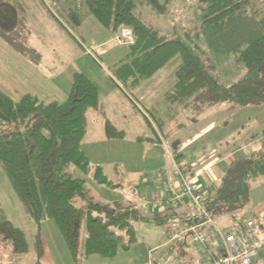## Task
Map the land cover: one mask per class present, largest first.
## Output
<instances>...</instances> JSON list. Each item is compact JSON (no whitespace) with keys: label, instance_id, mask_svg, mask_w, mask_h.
Returning <instances> with one entry per match:
<instances>
[{"label":"trees","instance_id":"16d2710c","mask_svg":"<svg viewBox=\"0 0 264 264\" xmlns=\"http://www.w3.org/2000/svg\"><path fill=\"white\" fill-rule=\"evenodd\" d=\"M174 1L78 0L70 6L63 0L58 7L62 15L53 16L70 34L89 16L114 36L124 29L132 31L129 53L112 71L116 84L131 97L159 71L173 66V84L163 94L166 114H154L161 125L165 117L197 124L218 105L238 110L264 106V14L256 15L253 1L196 0L185 20H178L180 9L176 11ZM152 12L162 21L160 28L147 22ZM20 29L18 6L13 0H0V37L8 41L7 35ZM11 45L16 46L14 42ZM228 59L244 68L243 76L230 83L222 79L220 67L221 61ZM99 107V88L83 72L74 74L64 102L36 95L14 101L0 90V167L36 226V264H42L41 229L46 220L56 223L77 264L81 257L112 258L120 250H129L136 240L137 223L196 225L205 220L187 201L155 211L142 209V201L78 204L79 199L87 198L89 179L108 189L119 187L106 176L103 166L91 164L82 149L88 131L87 115ZM105 126L108 139L125 138L111 121L106 120ZM172 137L175 140L166 147L173 164L191 178V166L179 150L176 132L170 130L150 140L168 144ZM251 140H258L256 146L242 158L222 163L220 179L206 189L203 206L217 224L230 227L226 232L235 227L245 229L240 215L253 208L252 191L258 186L264 189V129ZM188 238L167 247L172 252L167 261L158 255L151 264L181 263L182 255H187ZM0 240L11 246L15 256L28 252L26 235L1 208ZM213 242L212 237L210 247Z\"/></svg>","mask_w":264,"mask_h":264},{"label":"crops","instance_id":"0c3cea01","mask_svg":"<svg viewBox=\"0 0 264 264\" xmlns=\"http://www.w3.org/2000/svg\"><path fill=\"white\" fill-rule=\"evenodd\" d=\"M53 22L55 23L52 27L49 21L41 25L42 27L50 26L49 32L46 28L40 27L42 31L35 36L34 40L31 37L25 39L30 49H33L40 58V62H33L22 54L20 49L16 48L14 50L0 38V90L14 101H19L25 95H36L46 100L64 102L68 99L74 74L77 72L86 74V68L84 69L77 64L73 59L74 56L72 58L74 43L79 49H83L85 43L73 33H68L52 14V24ZM77 31L91 46V49L87 48L86 52L89 51L91 54H93L92 52H97L100 57L110 61L113 67L129 53V45L118 42L117 36L112 35L93 16L87 17ZM36 33H38V30ZM42 33L44 34L43 39L41 38ZM159 74H161L160 71L156 77ZM116 86L123 95L131 98L121 87L117 84ZM143 88L138 89L137 92H141ZM114 100H116L115 96ZM143 100L148 109L153 111L157 117L161 114L159 108L164 106V104L155 105L149 100L146 101L145 98ZM163 101L164 99L161 100V103ZM116 105L117 103L114 102V106ZM105 109L112 113V118L114 117V121H117L118 124L112 123L125 133V138L108 139L106 131L98 137H91L87 133L82 149L92 165H100L104 169L109 168V172L112 174L111 180L119 185L118 188L113 189L114 192L119 189L123 191L122 195L113 194L110 196L113 197L111 200L114 202L115 199H120V201L138 203L162 193L160 173L163 170H168L172 178H174L175 167L170 150L164 145L165 143H162L165 151L162 150L158 143L156 144V142L150 140L151 138H147L144 141H139V138H136L134 143H125L128 134H130L128 126L123 122L122 118L120 119L121 116H118L113 111V106L107 103ZM261 114H264V106L255 107L251 110H238L227 105H218L206 112L197 124L186 122L184 128L178 130L179 138L178 136L176 137L180 141L179 150L186 156L191 166L193 177L199 180L202 191L206 192L209 183H215L220 179V165L222 163L240 159L246 155L248 150L256 146L258 140H251V137L264 129V119L260 118ZM106 115L108 116L107 113ZM234 118L236 119L234 120ZM107 120L111 121L110 119ZM145 151L149 161L145 160L143 166L140 159H142V154ZM164 152L166 155L170 154V162L164 160L163 163V159L159 160L158 166L160 168L158 169L160 170L158 178L152 183L143 179L144 173L142 169L153 168L155 157ZM261 189L263 188L258 186L252 191L254 209H257L258 206L256 204L258 202H262L258 204L259 208L262 207L261 204L264 205V189L262 191ZM258 190L260 192L255 193ZM119 196L121 197L119 198ZM53 222V220H46L42 223L41 233L44 255L41 263L77 264L72 258L66 243L64 246V243L59 238L62 243L58 252L60 257L54 256L51 243L52 236L59 237L61 233L56 223ZM257 228L258 231L264 233V223ZM175 241H169L167 237L166 242L160 246L168 247L169 244L172 246L176 244ZM198 250L203 253L201 249ZM171 253L163 252L160 254L162 260L167 261ZM203 254L211 256L209 253ZM186 257L190 261L189 264H202L203 262L202 259H195L190 254H187ZM89 258L87 259L89 260L87 264H96V260H98L99 264H105L101 263L104 262L103 259Z\"/></svg>","mask_w":264,"mask_h":264},{"label":"rangeland","instance_id":"374dc122","mask_svg":"<svg viewBox=\"0 0 264 264\" xmlns=\"http://www.w3.org/2000/svg\"><path fill=\"white\" fill-rule=\"evenodd\" d=\"M15 5L18 6V14L21 17L22 29H20L17 33L7 35V40L1 38L5 41L10 47L16 49H20L24 54H26L27 58H33L36 62H40V58L35 54L33 49H30V46L27 45L25 39L31 37L32 40L35 39L36 35L42 31L40 30L42 23L49 21L52 25V14L62 15L60 13L61 10L58 9L60 7L61 2L63 0H13ZM78 0H64L65 3L70 6L76 5ZM252 8L253 11L256 12L257 16H262L264 14V0H252ZM64 3V4H65ZM196 3V0H175L173 7L176 9H180V13L177 17L178 20H185L191 14L189 7ZM55 4H58L55 6ZM60 4V5H59ZM67 5V6H68ZM194 6V5H193ZM176 14V15H177ZM146 18V17H145ZM145 20V19H144ZM147 22L153 26H159V21L162 23L161 20L158 19V16L155 15L153 12L150 14V17H147ZM63 22V20H62ZM65 26L67 24L63 22ZM162 26V24H160ZM176 26H179L175 24ZM30 27V29H28ZM50 26H43L42 28H46L49 32L51 29ZM38 30V33L36 31ZM44 33V32H43ZM42 33L41 38H44V34ZM72 33V32H71ZM73 35L77 36L85 43V47L79 49L78 46H75L74 43V52L72 50V58L74 56V61L81 65L82 68H86V74L91 80L97 85L100 92V107L97 110H91L87 117H88V135L91 137H98L101 136L104 131H106V120L110 119L111 122L114 124H118L117 121H114V117L112 118V113L108 112L105 109L106 104H110L113 106V111L118 115L121 116L124 123L128 126L130 134H128L125 143H134L136 138H142L146 140L147 138H157V136L163 135V133H167L169 130L172 132H176V136L179 138V131L181 128H184L186 124V120L176 117L175 119H167L165 117L163 124L161 125V121H156L154 118V112L148 109L147 105L144 103V98L146 101H150L155 105L163 104L161 100L163 99V94L169 90L173 84V77H172V67L164 69L159 74V76H155L152 80L146 82L145 87L141 92H137L134 94L133 97L129 98L126 95H123L119 88H117L116 83L112 76L113 66L110 64V61L104 59L99 56L97 52H92L91 54L87 51V48L91 49L89 43H87L81 35H79L78 31L75 30ZM16 44V46H11V43ZM32 48V47H31ZM4 50L3 48H1ZM73 49V48H72ZM79 51V53H77ZM109 56V54H108ZM107 56V57H108ZM220 67L222 68V79L228 83L232 81L238 80L244 74V68L236 66L233 60H222ZM221 72V73H222ZM159 73V72H158ZM157 73V74H158ZM114 96L116 100H114ZM114 102L117 103L114 106ZM251 110V109H249ZM160 116H164L166 114V108L164 106L159 108ZM108 114V116L106 115ZM237 118V117H236ZM234 118V120L236 119ZM245 119V117L243 116ZM260 118L264 119V114H261ZM115 124V125H116ZM160 124V126L158 125ZM160 128H158L157 127ZM120 130V129H119ZM162 133V134H161ZM176 137V139H178ZM175 138L168 140V144H164L168 146ZM159 144L160 148L165 151L162 143L156 142ZM147 151V150H146ZM143 153L142 159L140 162L143 164L145 160L149 161L147 158V152ZM160 153L156 156L153 163L155 164L153 168L145 169L143 168L142 171L144 173L143 179L151 181H155L158 178L160 168L158 166L159 160L163 159L166 162H170V154ZM162 163V164H163ZM104 172L106 176L111 180L112 174L109 172V168H105ZM93 181V180H92ZM90 179L88 180L87 187H88V194L87 198L79 199V205H85L89 201L107 204L113 202L110 197L113 194L115 195H122L123 191L108 189L106 186L97 184L92 182ZM263 189H261L262 191ZM260 190L256 191L255 193H259ZM264 192V191H263ZM121 196H119L120 198ZM114 200V199H113ZM115 203H118L120 199H115ZM262 202H258L260 204ZM256 204L257 209L252 208L251 210H247L240 215V219L243 221L245 226V222L252 218L264 223V205L261 204L262 207L259 208V205ZM0 208L6 218H8L17 228L21 229L27 237L28 241V252L24 255L15 256L13 255L12 248L9 245H6L0 240V264H36L38 260L37 250H36V234L37 229L35 224L30 219L28 212L26 211L23 202L18 198L17 194L15 193L14 189L12 188L10 181L4 172V170L0 167ZM228 218V217H227ZM229 219V218H228ZM226 219V220H228ZM52 223V222H51ZM54 223V222H53ZM219 224V223H218ZM260 225V224H259ZM168 224L166 225H159L153 223H137L135 226L136 230V240L132 243L129 250H120L118 254L112 258H102L99 255H93L92 259H103L105 264H151L150 261L153 258H156L158 255L162 254L163 252L169 253L171 250L167 248V246L161 247L160 245L164 244L167 240V229ZM224 231L230 229V227H225L219 224ZM230 226V225H229ZM255 233L260 239V247L258 248V256L255 260L254 264H264V233L258 231V228H255ZM64 243L63 237L59 234V237L52 236V246H53V254L54 256L59 255L60 245ZM247 239L249 243L252 242V238L247 234ZM188 249L187 254H190L195 259H202V264H209L212 260L211 256L204 255L198 249L199 246L195 244L192 238H188ZM61 243V244H60ZM159 245V246H158ZM171 245V244H169ZM168 245V247H169ZM159 247V248H157ZM157 248V249H154ZM53 256V257H54ZM181 263L179 264H189V260L186 257V253L182 255ZM127 257V258H126ZM90 259V258H89ZM62 260V258H61ZM92 261V260H91ZM96 264H99L98 260H96ZM79 264H87L89 260L85 258L78 259ZM176 264V263H174Z\"/></svg>","mask_w":264,"mask_h":264},{"label":"built area","instance_id":"2783aa9c","mask_svg":"<svg viewBox=\"0 0 264 264\" xmlns=\"http://www.w3.org/2000/svg\"><path fill=\"white\" fill-rule=\"evenodd\" d=\"M120 43L131 44L133 34L129 29H124L117 35ZM174 178L168 170L160 173L162 193L156 194L141 202L144 210H162L179 205L181 201H187L204 217V222L196 225H188L185 222L169 223L166 234L169 241L192 238L203 253H209L212 260L209 264H254L258 256L260 239L255 233V228L261 226L256 219H248L245 229L235 227L231 231H224L204 208L206 192L202 191L198 179L187 178L179 167L174 163ZM260 224V225H259ZM247 234L252 238L249 243ZM213 237V245L209 246L210 238Z\"/></svg>","mask_w":264,"mask_h":264}]
</instances>
